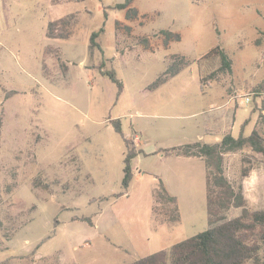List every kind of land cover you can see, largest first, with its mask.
Listing matches in <instances>:
<instances>
[{
  "label": "rangeland",
  "instance_id": "obj_1",
  "mask_svg": "<svg viewBox=\"0 0 264 264\" xmlns=\"http://www.w3.org/2000/svg\"><path fill=\"white\" fill-rule=\"evenodd\" d=\"M124 1L0 0V262L127 264L170 251L209 225L204 159L169 148L238 135L236 116L221 129L210 121L232 107L248 119L246 135L264 138V0H134L137 18L115 7ZM61 17L54 31L66 36H48ZM217 46L231 71L207 56ZM179 57L188 61L180 72L150 87ZM130 147L145 153L125 189ZM224 168L249 206L264 209V154L244 146L224 154ZM160 178L177 198L173 223L153 209ZM173 206L161 203L168 214Z\"/></svg>",
  "mask_w": 264,
  "mask_h": 264
},
{
  "label": "trees",
  "instance_id": "obj_2",
  "mask_svg": "<svg viewBox=\"0 0 264 264\" xmlns=\"http://www.w3.org/2000/svg\"><path fill=\"white\" fill-rule=\"evenodd\" d=\"M134 0H125L117 3L116 8L125 9L127 18H137L139 9L132 6ZM199 1V0H197ZM67 17L50 21L47 28V35L51 37H64L63 33L54 31L57 25L66 24ZM104 27L94 30L90 36V49L100 46L97 38ZM164 35L175 40L181 39L179 32L162 30ZM168 39V37H166ZM219 55L221 68L232 70V59L228 52L222 47L213 48L207 56ZM174 60L154 81L150 87H156L177 74L188 63L184 57ZM114 82L119 92L122 91L123 83L117 77L114 70L103 71ZM245 119L241 124L238 135L226 133L218 142H205L196 140L169 148L174 154L197 156L203 158L206 164V194L208 228L188 238L176 242L170 251L161 249L138 260L127 264H264V209H253L249 206L244 194L242 182L235 184L225 173L224 154L237 151L244 146H250L253 150L264 154V138L257 129L250 134L244 133ZM115 130L123 134L122 121L120 118L112 121ZM3 125V118L0 114V134ZM126 144L128 143L125 137ZM128 145V144H127ZM144 152L143 149L128 148L124 156V174L122 186L127 189L134 177L133 159ZM158 152V151H157ZM145 153V152H144ZM156 153V152H155ZM250 168L245 167L241 176H247ZM122 194V193H121ZM153 209L157 215H165L162 222L173 223L180 219L177 198L172 195L164 181L160 178L158 185L153 190ZM170 200L174 203L171 213L161 207V203ZM241 208L239 215L228 217L231 207ZM0 264H9V260H3Z\"/></svg>",
  "mask_w": 264,
  "mask_h": 264
},
{
  "label": "crops",
  "instance_id": "obj_3",
  "mask_svg": "<svg viewBox=\"0 0 264 264\" xmlns=\"http://www.w3.org/2000/svg\"><path fill=\"white\" fill-rule=\"evenodd\" d=\"M233 114V116H232ZM237 114H238V111H236V109H234L233 107L232 108H229L228 110H224L223 112H221L220 114H218L217 116L213 117L212 122H214V125L218 126L219 125V129H221L224 125L223 124H228V121L230 120V118L232 119L234 116H236V119H235V124H239L240 127H241V124L243 123V120L240 122L237 118ZM235 118V117H234ZM209 131H207L206 133H208ZM209 134H214L213 132L212 133H209ZM223 134V133H222ZM226 134V133H225ZM223 134L222 135V138L223 136L225 135ZM221 138V139H222ZM220 139V140H221ZM200 140V139H199ZM203 140V139H201ZM220 140H217L216 142L220 141ZM204 141V140H203ZM210 143H213V142H210ZM143 149V148H142ZM144 150V149H143ZM145 151V150H144ZM141 155V153H139L136 157H139ZM175 156H178V157H187V158H191V157H196V156H186V155H175ZM135 157V158H136ZM134 158V159H135Z\"/></svg>",
  "mask_w": 264,
  "mask_h": 264
},
{
  "label": "built area",
  "instance_id": "obj_4",
  "mask_svg": "<svg viewBox=\"0 0 264 264\" xmlns=\"http://www.w3.org/2000/svg\"><path fill=\"white\" fill-rule=\"evenodd\" d=\"M251 100L250 97H246V101L249 102Z\"/></svg>",
  "mask_w": 264,
  "mask_h": 264
}]
</instances>
